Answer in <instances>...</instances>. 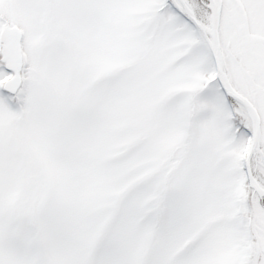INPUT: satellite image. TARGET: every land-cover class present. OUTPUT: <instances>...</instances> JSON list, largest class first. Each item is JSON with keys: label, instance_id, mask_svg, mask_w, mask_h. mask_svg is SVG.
Segmentation results:
<instances>
[{"label": "snow or ice", "instance_id": "snow-or-ice-1", "mask_svg": "<svg viewBox=\"0 0 264 264\" xmlns=\"http://www.w3.org/2000/svg\"><path fill=\"white\" fill-rule=\"evenodd\" d=\"M0 264H264V0H0Z\"/></svg>", "mask_w": 264, "mask_h": 264}]
</instances>
